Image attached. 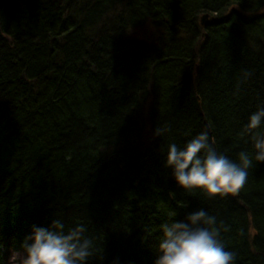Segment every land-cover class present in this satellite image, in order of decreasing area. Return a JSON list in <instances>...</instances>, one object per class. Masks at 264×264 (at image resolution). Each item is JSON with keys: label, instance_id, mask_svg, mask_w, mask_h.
<instances>
[{"label": "trees", "instance_id": "trees-1", "mask_svg": "<svg viewBox=\"0 0 264 264\" xmlns=\"http://www.w3.org/2000/svg\"><path fill=\"white\" fill-rule=\"evenodd\" d=\"M262 109L264 0H0V264L57 219L85 226L84 264H155L161 225L200 210L234 264H264V162L236 197L165 167L202 132L254 156Z\"/></svg>", "mask_w": 264, "mask_h": 264}, {"label": "clouds", "instance_id": "clouds-1", "mask_svg": "<svg viewBox=\"0 0 264 264\" xmlns=\"http://www.w3.org/2000/svg\"><path fill=\"white\" fill-rule=\"evenodd\" d=\"M264 109L256 111L245 126L250 135L253 152L239 153V162L215 151L207 132L189 141L183 149L175 143L168 146L165 167L171 168L177 186L181 189L200 190L207 197H236L248 180V169L264 162V134L259 133ZM169 129L157 127L160 136ZM175 213H173V216ZM86 228L79 225L65 231L57 219L51 229L37 228L23 246L22 264H84L93 255V241L84 236ZM162 237L158 244L159 257L155 264H234L235 253L226 251L218 239L221 228L215 216L200 210L187 217L186 222L161 225ZM224 231H228L223 226Z\"/></svg>", "mask_w": 264, "mask_h": 264}, {"label": "water", "instance_id": "water-1", "mask_svg": "<svg viewBox=\"0 0 264 264\" xmlns=\"http://www.w3.org/2000/svg\"><path fill=\"white\" fill-rule=\"evenodd\" d=\"M199 23L201 24L202 27L206 26L208 22V14H202L199 19Z\"/></svg>", "mask_w": 264, "mask_h": 264}, {"label": "rangeland", "instance_id": "rangeland-1", "mask_svg": "<svg viewBox=\"0 0 264 264\" xmlns=\"http://www.w3.org/2000/svg\"><path fill=\"white\" fill-rule=\"evenodd\" d=\"M14 257H15V256H14ZM14 257H13V258H14ZM13 261H14V260H13ZM17 261H18L19 263L22 264V262H21V258H20V260H17ZM18 262H17V263H18ZM11 263H12V264H15V263H13V262H11Z\"/></svg>", "mask_w": 264, "mask_h": 264}]
</instances>
